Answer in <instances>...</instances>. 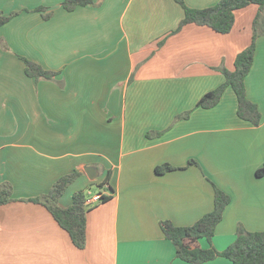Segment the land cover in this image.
<instances>
[{"label": "crops", "instance_id": "crops-1", "mask_svg": "<svg viewBox=\"0 0 264 264\" xmlns=\"http://www.w3.org/2000/svg\"><path fill=\"white\" fill-rule=\"evenodd\" d=\"M63 1L0 0V15L16 12L0 24L8 47L0 41V184L10 183L14 198L0 206V264H191L176 257L159 223L192 224L212 210L214 186L230 198L216 249L234 241L238 226L264 231V174L256 175L264 164V34L244 79L259 124L238 117L231 87L214 106H195L250 43L257 6L235 11L226 34L194 23L171 33L183 17L174 0H93L72 10ZM20 56L57 71L56 80L27 76ZM165 163L173 169L156 173ZM85 166L98 176L90 180ZM74 170L62 207L109 172L97 190L111 198L86 208L84 248L27 201ZM200 245L209 247L205 238Z\"/></svg>", "mask_w": 264, "mask_h": 264}, {"label": "trees", "instance_id": "trees-1", "mask_svg": "<svg viewBox=\"0 0 264 264\" xmlns=\"http://www.w3.org/2000/svg\"><path fill=\"white\" fill-rule=\"evenodd\" d=\"M183 9V17L178 26L171 33H175L182 26L194 23L197 25L207 26L220 34H226L231 31L234 24L235 11L244 8L250 4L257 6V13L252 23L251 41L243 50L236 54L233 62V69L220 68L224 75V80L214 89L203 94L196 102L195 106L210 108L214 106L221 98L224 90L231 87L236 100L238 117L249 121L253 125L260 122V112L257 105L248 99L246 95L244 79L248 74L255 53V40L258 36L264 34V0H218L212 6L204 8H192L186 5L184 0H174ZM93 0H64L62 6L67 10H72L81 5L92 4ZM38 11L43 7H36ZM16 12L7 15H0V24L10 19ZM48 18L49 14H44ZM1 41L3 48L7 49L4 41ZM161 41L159 42V44ZM24 62V72L27 76L35 80L46 79L56 80L57 71L43 68L40 64L20 56ZM189 111L182 114V117H188ZM173 167L167 163L156 166V173H164L172 170ZM80 172L74 170L70 173L60 176L51 186L50 190L43 195L32 197L27 201L43 205L69 235L72 243L77 248H84L86 244V212L84 200L88 197L91 185L85 189L77 190L73 193L72 203L67 207L59 204V199L79 176ZM264 174V164L256 170L257 176ZM109 172L104 182L96 185L102 187L107 183ZM108 190L113 189L108 185ZM111 196L103 194L102 202L109 200ZM229 196L222 190L214 186L213 208L205 213L190 225L178 226L169 220H161L159 225L164 237L172 242L175 247L176 257L191 264H201L216 257H225L232 261L233 264H264V231H248L241 226L236 229V237L223 250L216 249L212 244L217 224L222 219L223 211L229 203ZM14 201L12 197V187L8 182L0 184V206ZM205 238L209 247L203 248L200 245V239Z\"/></svg>", "mask_w": 264, "mask_h": 264}, {"label": "built area", "instance_id": "built-area-1", "mask_svg": "<svg viewBox=\"0 0 264 264\" xmlns=\"http://www.w3.org/2000/svg\"><path fill=\"white\" fill-rule=\"evenodd\" d=\"M104 193L102 191L98 192H89L88 197L84 200V206L89 208L101 202V197Z\"/></svg>", "mask_w": 264, "mask_h": 264}, {"label": "water", "instance_id": "water-1", "mask_svg": "<svg viewBox=\"0 0 264 264\" xmlns=\"http://www.w3.org/2000/svg\"><path fill=\"white\" fill-rule=\"evenodd\" d=\"M84 171L90 180L98 176V169L94 166H85Z\"/></svg>", "mask_w": 264, "mask_h": 264}, {"label": "rangeland", "instance_id": "rangeland-1", "mask_svg": "<svg viewBox=\"0 0 264 264\" xmlns=\"http://www.w3.org/2000/svg\"><path fill=\"white\" fill-rule=\"evenodd\" d=\"M105 176H106L105 174H101L99 177L105 178ZM97 188L98 187L96 186V184H94V185L91 186V190H89V191H92V192L95 193V192L98 191Z\"/></svg>", "mask_w": 264, "mask_h": 264}]
</instances>
